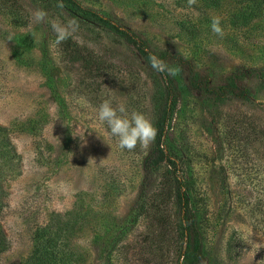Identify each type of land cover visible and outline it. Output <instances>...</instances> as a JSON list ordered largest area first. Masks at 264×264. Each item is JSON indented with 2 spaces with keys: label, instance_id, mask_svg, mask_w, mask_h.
<instances>
[{
  "label": "rangeland",
  "instance_id": "1",
  "mask_svg": "<svg viewBox=\"0 0 264 264\" xmlns=\"http://www.w3.org/2000/svg\"><path fill=\"white\" fill-rule=\"evenodd\" d=\"M74 2L136 35L147 51L184 57L186 71L192 66L216 87L235 71L264 66V20L232 24L235 0L219 7L204 0ZM37 9L47 12L39 24L32 18ZM213 17L221 20L222 38L211 31ZM68 20L79 28L57 45L51 23ZM77 50L89 57V91ZM168 77L122 34L72 17L57 0H0V125L9 127L16 149L0 155L2 167L14 163L0 216L8 239L0 264H26L35 228L50 212L69 209L88 223L74 238L83 264H175L177 183L188 186L198 209L203 264H264V89L244 80V97L217 101L187 90L179 72ZM165 87L175 88L176 102L160 145L176 167L162 164L143 183L141 161L155 140L121 150L97 110L105 100L124 104L155 127ZM149 242L160 250L140 248Z\"/></svg>",
  "mask_w": 264,
  "mask_h": 264
},
{
  "label": "trees",
  "instance_id": "2",
  "mask_svg": "<svg viewBox=\"0 0 264 264\" xmlns=\"http://www.w3.org/2000/svg\"><path fill=\"white\" fill-rule=\"evenodd\" d=\"M18 4V0H12ZM222 0H204L205 6L219 7ZM63 7L66 8L72 17L81 16L93 23H101L111 31H117L128 41L133 43L141 52V55L149 62V55L155 54L160 59L164 60L168 65L173 62L175 67L179 69L181 79L184 86L189 91H199L206 94H211L217 101H222V98L227 94L236 97H244L247 86L243 83L244 80L256 82L264 89V66L246 69L243 72H234L227 77L225 83L215 86L211 84L208 77L200 75L197 70L188 67L186 71L184 57L173 59L169 52H154L147 51V46L144 41L137 38L136 35H130L120 31L111 20L95 13L91 9L80 8L74 0H62ZM235 10L229 17V20L234 25H243L264 20V0H235ZM139 39V40H138ZM75 57L83 70L84 78L81 79L83 88L89 91V57H86L82 51L77 50ZM150 63V62H149ZM159 73V72H158ZM160 75L162 73H159ZM165 77L169 76L162 74ZM169 78V77H168ZM219 87L220 91H217ZM166 89L160 93L157 103L155 104V127L157 136L154 145L148 149L141 161V169L143 172V183H148L152 174L159 169L162 164H166L171 169H175L176 163L167 156L162 147L161 139L168 121L172 117L175 106V88ZM174 92V93H173ZM9 127L0 125V155L7 154L12 151V155H16V149L10 143L8 136ZM2 147V148H1ZM14 163L9 166L2 167L0 163V216L6 206V179L12 176L14 172ZM177 183V182H176ZM181 188H185L184 192H180ZM188 186L182 183L176 184V199L178 206V216L173 222L176 240L179 242V250L176 256L175 264H203L204 241L200 225L198 209L190 200L188 194ZM166 215L161 214L162 222H166ZM88 223L83 220L80 212L76 209H69L63 213L50 212L48 220L43 225L35 228L33 233V249L26 259V264H83L84 253L77 250L78 246L74 242L77 234L85 228ZM159 236V235H158ZM160 237V236H159ZM151 241V240H150ZM8 247V239L5 234L2 223L0 222V252L6 251ZM140 248L146 250L151 255L160 250L159 243H145L140 245ZM86 253V252H85ZM150 263V260L147 262Z\"/></svg>",
  "mask_w": 264,
  "mask_h": 264
},
{
  "label": "clouds",
  "instance_id": "3",
  "mask_svg": "<svg viewBox=\"0 0 264 264\" xmlns=\"http://www.w3.org/2000/svg\"><path fill=\"white\" fill-rule=\"evenodd\" d=\"M189 3H194V0H189ZM57 7L63 8L62 0H57ZM47 12L43 9H37L33 12L32 18L36 24L45 20ZM211 31L219 37H223L224 31L221 26L219 17H213L211 20ZM79 24L75 20H68L67 22L53 21L51 29L55 33V43L61 44L69 39L78 30ZM35 38V33L32 34ZM9 40H13L10 35ZM149 62L153 70L156 72L175 77L179 69L169 66L164 60L160 59L155 54L149 55ZM98 119L102 122L108 134L115 138L118 147L121 150L132 151L139 144L147 146L155 140L157 136V129L152 122L140 111H131L124 104L113 106L109 100L103 101L97 110Z\"/></svg>",
  "mask_w": 264,
  "mask_h": 264
}]
</instances>
